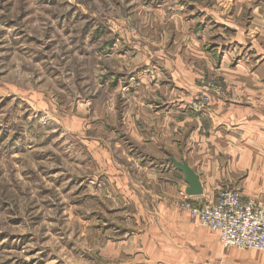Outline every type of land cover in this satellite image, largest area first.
<instances>
[{
    "label": "rangeland",
    "instance_id": "obj_1",
    "mask_svg": "<svg viewBox=\"0 0 264 264\" xmlns=\"http://www.w3.org/2000/svg\"><path fill=\"white\" fill-rule=\"evenodd\" d=\"M227 4L0 0V264H107L94 239L107 228L93 219L97 208L107 215L95 190L106 182L98 178L96 143L121 155L110 143L118 130V140L125 138L128 110L133 114L145 102L139 80H167L162 64L176 59L178 24L202 29L209 9ZM202 79L201 97L225 89ZM200 98L191 104L195 110ZM226 188L242 193L219 190ZM185 198L182 206L199 224L189 206L209 197Z\"/></svg>",
    "mask_w": 264,
    "mask_h": 264
},
{
    "label": "crops",
    "instance_id": "obj_2",
    "mask_svg": "<svg viewBox=\"0 0 264 264\" xmlns=\"http://www.w3.org/2000/svg\"><path fill=\"white\" fill-rule=\"evenodd\" d=\"M227 1L233 5L209 9L202 29L178 24L176 59L162 64L167 80H139L145 102L128 110L125 138L118 130L110 143L121 155L95 142L98 178L106 176L95 190L107 215L97 208L93 219L107 228L94 239L107 264H264L260 251L224 247L182 206L185 197L213 198L223 186L264 199V0ZM202 78L225 89L195 110ZM182 166L199 177L201 193H187Z\"/></svg>",
    "mask_w": 264,
    "mask_h": 264
},
{
    "label": "built area",
    "instance_id": "obj_3",
    "mask_svg": "<svg viewBox=\"0 0 264 264\" xmlns=\"http://www.w3.org/2000/svg\"><path fill=\"white\" fill-rule=\"evenodd\" d=\"M209 102V96L201 97L194 107L200 110ZM189 210L199 224L219 234L224 246L264 251V199L226 188Z\"/></svg>",
    "mask_w": 264,
    "mask_h": 264
},
{
    "label": "water",
    "instance_id": "obj_4",
    "mask_svg": "<svg viewBox=\"0 0 264 264\" xmlns=\"http://www.w3.org/2000/svg\"><path fill=\"white\" fill-rule=\"evenodd\" d=\"M181 169L185 171L186 180L189 183L187 189L188 194H199L202 192V185L200 183L199 177L186 166H182Z\"/></svg>",
    "mask_w": 264,
    "mask_h": 264
}]
</instances>
